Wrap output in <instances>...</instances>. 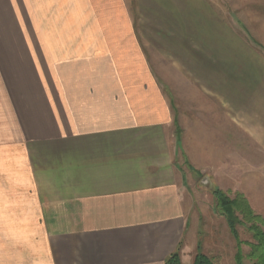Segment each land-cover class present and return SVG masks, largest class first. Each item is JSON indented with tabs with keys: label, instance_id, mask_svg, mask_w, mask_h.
<instances>
[{
	"label": "crops",
	"instance_id": "0c3cea01",
	"mask_svg": "<svg viewBox=\"0 0 264 264\" xmlns=\"http://www.w3.org/2000/svg\"><path fill=\"white\" fill-rule=\"evenodd\" d=\"M178 11L175 70L204 97L187 127L133 36L111 34L133 23L120 1L0 0V264H163L178 248L236 264L210 191L234 186L264 219V52H225L206 10Z\"/></svg>",
	"mask_w": 264,
	"mask_h": 264
},
{
	"label": "rangeland",
	"instance_id": "374dc122",
	"mask_svg": "<svg viewBox=\"0 0 264 264\" xmlns=\"http://www.w3.org/2000/svg\"><path fill=\"white\" fill-rule=\"evenodd\" d=\"M118 1L127 10L128 14L129 11L131 12L133 23H123V21L122 23H114V31L110 28L111 34L133 36L135 45L139 47L145 56L147 66L151 69L154 77L162 83L165 91L176 101L184 127H187V116L190 114V108H188L189 98H194L197 103H201L204 101V97L201 94L198 95L189 91L187 89V77L183 76L180 72L177 73L175 70L177 67H187V62H189L187 60L188 56L185 53L189 49L185 51L179 44L180 41H187L189 32L185 28L182 29L178 23H172V9L183 11V15L181 13L178 14L181 15L180 20H185L187 23L192 20L189 14H191L193 8L206 10L213 23H218V26H220L219 34L222 38L221 40L219 39L218 44L219 47H223L221 49L225 52L236 51L237 45L238 48L243 45L244 50L264 52V0ZM105 24L109 27L111 23ZM214 47H212V51H216ZM217 51L221 50L218 49ZM196 52L198 53L199 51ZM208 53L211 52L208 51ZM189 78L194 79L193 77ZM196 108V113L199 114L202 108L200 106ZM233 182H229V186ZM212 191L213 189L210 192L212 193ZM204 193L202 194V198L207 202L208 192L205 191ZM225 193L231 196L237 194L234 186L229 187ZM205 209L204 207L203 210L205 211ZM208 211L211 213L209 215L212 218V221H208L211 224L212 230L215 231L217 229L216 224L220 222L219 217H223L225 220L226 218L217 208L216 201L213 202L211 210ZM238 234L241 241L251 240V236L245 228H238ZM240 249L246 248L243 245V248L241 246ZM246 251L249 253V250L246 249ZM242 255L244 256L242 264H252V261L247 258L246 253Z\"/></svg>",
	"mask_w": 264,
	"mask_h": 264
},
{
	"label": "trees",
	"instance_id": "16d2710c",
	"mask_svg": "<svg viewBox=\"0 0 264 264\" xmlns=\"http://www.w3.org/2000/svg\"><path fill=\"white\" fill-rule=\"evenodd\" d=\"M212 195L216 201L217 208L226 218L229 231L237 244L236 264H242L244 256L241 246L248 248L247 258L253 264H264V219L256 215L245 198L240 194L233 196L213 189ZM245 228L250 234V241H241L238 228ZM179 248L169 255L163 264H182ZM192 264H214L213 260L197 251Z\"/></svg>",
	"mask_w": 264,
	"mask_h": 264
},
{
	"label": "water",
	"instance_id": "95a60500",
	"mask_svg": "<svg viewBox=\"0 0 264 264\" xmlns=\"http://www.w3.org/2000/svg\"><path fill=\"white\" fill-rule=\"evenodd\" d=\"M207 183H208L207 179H204V180L202 181V185H204V186H205V184L207 185Z\"/></svg>",
	"mask_w": 264,
	"mask_h": 264
}]
</instances>
